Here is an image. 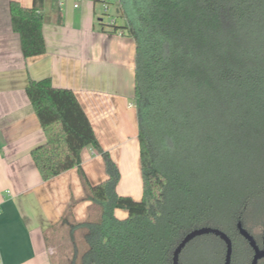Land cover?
Here are the masks:
<instances>
[{"label": "trees", "instance_id": "16d2710c", "mask_svg": "<svg viewBox=\"0 0 264 264\" xmlns=\"http://www.w3.org/2000/svg\"><path fill=\"white\" fill-rule=\"evenodd\" d=\"M43 0L10 2L12 30L24 58L45 52ZM122 23L112 32L135 46L133 102L141 198L117 194L120 174L99 146L74 93L49 79L25 93L45 136L30 155L43 181L76 168L85 198L99 210L83 229L73 264H172L183 237L200 228L223 232L231 264L253 252L237 224L260 245L264 228V0H114ZM92 147L106 178L90 184L81 152ZM126 212L124 219L114 211ZM214 235L191 241L179 264H223ZM264 264V260L258 262Z\"/></svg>", "mask_w": 264, "mask_h": 264}, {"label": "crops", "instance_id": "0c3cea01", "mask_svg": "<svg viewBox=\"0 0 264 264\" xmlns=\"http://www.w3.org/2000/svg\"><path fill=\"white\" fill-rule=\"evenodd\" d=\"M12 1L30 8L33 0H0V262L73 264L83 251V229L75 226L96 219L99 210L86 200L76 168L42 180L30 153L46 139L25 88L30 80L49 79L53 87L71 90L99 146L118 168L117 194L140 200L132 127L125 125L131 115L125 102L134 92L135 46L109 26L112 20L122 23L116 6L104 12L100 0H82L78 8L75 0H43L45 52L24 58L11 27ZM110 9L115 16L106 28L102 15ZM128 107L135 109L134 102ZM80 158L90 184L105 180L104 162L92 147ZM114 214L121 219V213Z\"/></svg>", "mask_w": 264, "mask_h": 264}, {"label": "water", "instance_id": "95a60500", "mask_svg": "<svg viewBox=\"0 0 264 264\" xmlns=\"http://www.w3.org/2000/svg\"><path fill=\"white\" fill-rule=\"evenodd\" d=\"M238 234L241 238H243L248 246L251 248L253 252V256L250 264H258L259 261L264 260V228L262 230L261 243L260 245L256 242V240L250 235V233L243 228L242 224L239 222L236 226ZM204 235H214L218 237L225 245V256L223 264H231V256H232V243L230 239L221 231L212 228H200L195 229L189 233H187L180 243L175 248L172 255V264H179L180 254L183 249L194 239L197 237H201Z\"/></svg>", "mask_w": 264, "mask_h": 264}, {"label": "rangeland", "instance_id": "374dc122", "mask_svg": "<svg viewBox=\"0 0 264 264\" xmlns=\"http://www.w3.org/2000/svg\"><path fill=\"white\" fill-rule=\"evenodd\" d=\"M114 13L111 11V9H110V11L107 13V14H105V15H102V20H103V23L105 24V26H106V28H108L109 26H108V23L114 18ZM130 104H133V99L132 98H130V99H126V102H125V109H126V111H127V113H129V114H131V115H129V117H128V119H127V121H126V123H125V125L126 126H128V128L129 127H132V130H129V134H131V135H133L132 136V138H131V142H130V144H131V146H130V148H131V152H132V154H133V172L134 171H136L137 170V172H138V175H140V168H139V154H138V144H137V138H136V129H137V127H136V111H135V109L133 108V107H128V105H130ZM129 137H131L130 135H129ZM110 155V154H109ZM113 161V160H112ZM114 162V161H113ZM116 165V164H115ZM118 169V168H117ZM132 198V197H131ZM141 198V197H140ZM121 211V212H120ZM117 215L119 214V213H121L122 214V217H121V219H124L125 217H126V214H125V212L123 211V210H121V209H116L115 211H114ZM117 218V217H116ZM262 230H263V228H262Z\"/></svg>", "mask_w": 264, "mask_h": 264}, {"label": "built area", "instance_id": "2783aa9c", "mask_svg": "<svg viewBox=\"0 0 264 264\" xmlns=\"http://www.w3.org/2000/svg\"><path fill=\"white\" fill-rule=\"evenodd\" d=\"M103 3V10L104 12H107L109 6L114 2V0H100ZM82 2V0H75L74 1V8H78L79 4ZM58 3L60 4V1H58ZM114 23V20L111 21V24ZM110 24V25H111ZM1 264V262H0Z\"/></svg>", "mask_w": 264, "mask_h": 264}]
</instances>
